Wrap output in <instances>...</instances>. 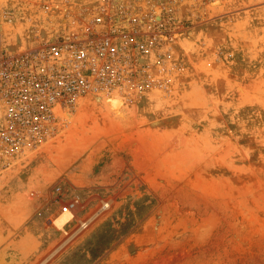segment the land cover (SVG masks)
Wrapping results in <instances>:
<instances>
[{"label":"rangeland","instance_id":"374dc122","mask_svg":"<svg viewBox=\"0 0 264 264\" xmlns=\"http://www.w3.org/2000/svg\"><path fill=\"white\" fill-rule=\"evenodd\" d=\"M66 1L0 0L18 13L10 51ZM185 9L149 84L81 99L0 174L1 264H264V0Z\"/></svg>","mask_w":264,"mask_h":264},{"label":"built area","instance_id":"2783aa9c","mask_svg":"<svg viewBox=\"0 0 264 264\" xmlns=\"http://www.w3.org/2000/svg\"><path fill=\"white\" fill-rule=\"evenodd\" d=\"M186 1L67 0L58 16L31 28L37 44L17 52L4 31L18 13L0 5V174L55 138L80 99L149 84L152 63L168 62L184 29ZM75 208L67 201L61 211Z\"/></svg>","mask_w":264,"mask_h":264},{"label":"crops","instance_id":"0c3cea01","mask_svg":"<svg viewBox=\"0 0 264 264\" xmlns=\"http://www.w3.org/2000/svg\"><path fill=\"white\" fill-rule=\"evenodd\" d=\"M26 219H23L22 217H16L14 220H11V224L12 225H14V226H21L22 225V223L25 221ZM21 231H23L22 229L16 234V238L15 239H12V240H10L8 243V245H6L4 248H3V251H5L6 249H8L9 247H11V244H13L14 242L15 243H17L19 246H21L22 245V242L23 241H27V234H23V232H21ZM0 242H2V238L0 237ZM16 244V245H17ZM25 249H27V247L25 248ZM4 257H3V252H1L0 251V264H1V261H3L4 262ZM5 264H7L6 263V261H5Z\"/></svg>","mask_w":264,"mask_h":264},{"label":"bare ground","instance_id":"6f19581e","mask_svg":"<svg viewBox=\"0 0 264 264\" xmlns=\"http://www.w3.org/2000/svg\"><path fill=\"white\" fill-rule=\"evenodd\" d=\"M80 101H81V99L79 100V102H80ZM109 101H111L112 104H115V105H116V108H117V106L120 107V105L122 104L121 101L116 100V99H113V98H112L111 100H109ZM122 105H123V104H122ZM116 108H115V109H116ZM120 109H121V108H120ZM118 112H119V109H118ZM72 213H73V211H67V212H63V211H61V215H62V216L71 215ZM80 221H81V220H80ZM81 222H82V221H81ZM84 224H85V223H84ZM81 228H82V227H80L79 230H81Z\"/></svg>","mask_w":264,"mask_h":264}]
</instances>
